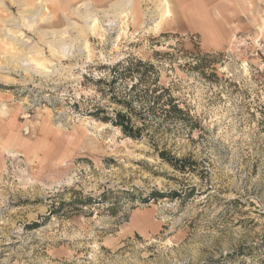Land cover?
<instances>
[{
    "label": "rangeland",
    "instance_id": "374dc122",
    "mask_svg": "<svg viewBox=\"0 0 264 264\" xmlns=\"http://www.w3.org/2000/svg\"><path fill=\"white\" fill-rule=\"evenodd\" d=\"M17 1L0 3V264H264V0H220L218 28L170 0ZM129 60L154 68L114 82ZM171 98L184 118L148 110ZM123 102L145 103L137 139L94 116Z\"/></svg>",
    "mask_w": 264,
    "mask_h": 264
},
{
    "label": "trees",
    "instance_id": "16d2710c",
    "mask_svg": "<svg viewBox=\"0 0 264 264\" xmlns=\"http://www.w3.org/2000/svg\"><path fill=\"white\" fill-rule=\"evenodd\" d=\"M138 67H140L141 69H138ZM144 69H153L154 67L150 64H146L143 61H136V63H133L132 60L127 61L125 63H118L117 66L114 69V79L113 81H117V80H124V79H136L137 83H141L143 82V78L146 76V71L147 70H143ZM143 71V72H141ZM119 72V73H117ZM136 85H133L132 90L136 88ZM157 92V91H156ZM155 92V93H156ZM129 100H134L132 99V97H129ZM156 99H159V97H157ZM155 99V100H156ZM136 100L137 97H136ZM141 102V99L140 101ZM120 105H122L123 107H125L126 109H128L129 114L126 112H117L114 116V118L111 117H104V118H100L96 113H94V116L96 118H98L99 120L103 121L104 123H110L115 127H118L122 133L124 135H126L127 137L133 138V139H137L139 136L142 135L143 133V127L138 128L135 125L134 122V118H136L137 113L135 111V109L133 108V105L135 106H139V109L141 108L142 110H146L145 107V103H132V102H123V103H119ZM158 106L162 107L161 109L166 112V113H175L176 115H178V117L180 118H184L183 116H185V112L178 106L177 103L174 102V100L171 98L170 100L167 101V103H163L161 105V103H153V105L151 107H148V110H155ZM167 107L170 109H167ZM140 113V112H139ZM135 114V115H133ZM162 157L168 161L173 167H175L176 169L182 171L186 170V166L182 165L181 167H177V162H179L178 160L174 161L173 158H169V157H164V155L162 154ZM183 161V160H182Z\"/></svg>",
    "mask_w": 264,
    "mask_h": 264
},
{
    "label": "bare ground",
    "instance_id": "6f19581e",
    "mask_svg": "<svg viewBox=\"0 0 264 264\" xmlns=\"http://www.w3.org/2000/svg\"><path fill=\"white\" fill-rule=\"evenodd\" d=\"M32 0H19V4L20 5H23V6H27L30 2H31ZM49 1H51V3H52V1L53 0H42V2H40V4L36 7V9H38V11H35V10H28V11H25L24 13L26 14L27 12H32V14L34 13V16H38L39 14H40V12L42 11V12H45V11H49L50 13H51V8H49V5L47 4V3H49ZM134 0H128V1H126L124 4H122V5H120L117 9H114V10H116L115 11V13H120L123 17H125V16H128L129 14H130V12L132 11V10H134V2H133ZM123 2V1H122ZM0 3L3 5V6H5V4H4V0H0ZM119 3H117V4H115V5H118ZM165 5H166V7L169 9V10H167V12H170V8H171V5H170V3H169V1L168 0H165ZM22 6V7H23ZM89 6V5H88ZM2 7V6H1ZM87 8V7H86ZM156 10V9H155ZM92 12H93V10H92ZM91 12V9L89 10H87V14L89 13L90 15H88V16H86V18L84 17V16H82V15H84V14H86V13H84V14H80V12L78 13L79 14V16L81 17H84V21H86L88 24H89V26L87 25V27L89 28V31H91V32H93V33H95L94 31H95V29H99V28H102V30L104 31V34H103V36H105L107 33H108V29H106L105 27H106V25H102V22H104L103 20H101L100 19V17L102 18V16H100V17H98V13L97 14H95V12H94V14ZM105 12V11H104ZM103 12V13H104ZM101 13V12H100ZM102 13V14H103ZM106 13V12H105ZM108 13H109V10H108ZM132 13V12H131ZM149 13V12H148ZM151 13V12H150ZM154 13H156V12H154ZM107 14V13H106ZM153 14V13H152ZM105 15V14H104ZM116 15H118V14H116ZM148 15H150V14H148ZM158 15V14H157ZM34 16L33 17H30L29 19H33L34 18ZM51 16V15H50ZM50 16L49 17H47V19H49L50 18ZM106 16V19L109 21V24H107V27L108 26H111L110 25V23L112 22V21H110V17L108 16V14L107 15H105ZM120 16V15H119ZM132 16V15H131ZM25 18H26V16H25ZM104 18V17H103ZM127 18V17H126ZM86 19V20H85ZM88 19L90 20V21H88ZM115 19V18H114ZM120 19V18H119ZM122 19V18H121ZM154 19V18H153ZM117 20H118V18H117ZM124 20V19H123ZM155 20V19H154ZM11 21H14V19L13 20H11ZM35 20H33V22H34ZM37 21V20H36ZM146 21V20H145ZM157 21V20H156ZM156 21H154V22H156ZM85 22V23H86ZM123 22V21H122ZM124 22H126V21H124ZM151 22V21H150ZM146 23V22H145ZM38 24V23H37ZM104 24H106V23H104ZM121 24V23H120ZM124 24V23H123ZM148 24H150V23H148ZM16 26L17 27H21L22 26V24H20V23H17L16 24ZM111 31H113V30H111ZM90 33V32H89ZM92 33V34H93ZM109 33H110V31H109ZM8 36H10L9 34L7 35V34H5V37H8ZM57 37V36H56ZM9 38V37H8ZM15 38V37H14ZM6 39V38H5ZM10 39H12V37H10ZM105 39V38H104ZM62 40V39H61ZM12 41H13V44H12V46L13 47H11L12 48V50H13V52L15 53V51H17V49H19V48H23L22 50H21V52H19V53H16V55H14L13 54V56H11L10 58H12V59H10L14 64H17V65H20V64H23V65H26L27 63L28 64H31L32 62H33V60L29 63V61L31 60H29V54H31V53H33L34 51H32V50H28V51H25L26 50V44H22V43H20V40H18V39H12ZM58 41V40H57ZM60 41V40H59ZM58 41V42H59ZM62 41H64V40H62ZM54 42V41H53ZM57 42V43H58ZM8 43H10L9 41H8ZM56 43V42H55ZM1 44V43H0ZM11 44V43H10ZM60 44L61 45H54V47H66V44H64L63 45V43H61L60 42ZM63 45V46H62ZM11 46V45H10ZM52 46V45H51ZM83 46V45H82ZM85 47V46H84ZM10 47H9V45H7V47H5V51L6 52H9V50L11 49ZM85 48H87L88 49V45H86V47ZM81 49H82V47H81ZM62 50V49H61ZM64 50V49H63ZM35 53V52H34ZM64 54V53H63ZM32 55V54H31ZM25 57H27V59H28V62H26V64H24V58ZM31 58V57H30ZM9 59V58H8ZM8 61V60H7ZM27 61V60H26ZM35 63V62H34ZM1 65H2V63H1ZM36 66V65H35ZM25 67V66H24ZM31 68V67H30ZM35 68V67H34ZM39 68V67H38ZM37 68V69H38ZM37 69H36V71H37ZM25 71H29V69L28 68H26L25 67V69H24ZM38 72H39V70H38ZM43 72V71H42ZM41 72V73H42ZM90 127V126H89ZM10 155V154H9Z\"/></svg>",
    "mask_w": 264,
    "mask_h": 264
},
{
    "label": "crops",
    "instance_id": "0c3cea01",
    "mask_svg": "<svg viewBox=\"0 0 264 264\" xmlns=\"http://www.w3.org/2000/svg\"><path fill=\"white\" fill-rule=\"evenodd\" d=\"M170 1L178 11L183 10L185 12L191 13L192 11H194V9H196V7H199L203 11L208 12L206 23H200L198 24V26L201 25L202 28H209V27H212L213 25L215 28L219 27L218 24L217 25L215 24V21L218 22L219 19H216L213 17L214 15L213 11L215 12V10H224L223 0H221L223 3L220 0H170ZM239 2L241 3L242 9L247 8L246 6H244L245 5L244 0H239ZM191 19H193V17H191ZM210 22H212L213 25ZM201 33L206 35V33L203 31ZM218 34H219V31H218Z\"/></svg>",
    "mask_w": 264,
    "mask_h": 264
}]
</instances>
